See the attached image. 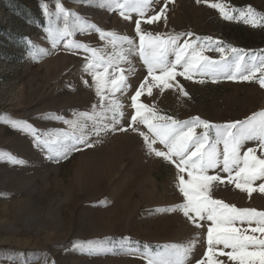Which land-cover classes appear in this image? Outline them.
Here are the masks:
<instances>
[{
  "label": "rangeland",
  "instance_id": "1",
  "mask_svg": "<svg viewBox=\"0 0 264 264\" xmlns=\"http://www.w3.org/2000/svg\"><path fill=\"white\" fill-rule=\"evenodd\" d=\"M44 3L50 12H56L55 0ZM61 3L88 23L139 42L135 13L132 20H124L118 11L99 7L96 0L91 4L77 0ZM162 3L163 0L154 7L159 10ZM209 3L225 4L237 19L225 20L218 10L203 2L172 0L166 20L142 22L141 27L154 35L190 32L194 34L192 40L210 36L213 41L202 44L208 46L204 55L212 60L221 59V53L214 50L215 41L223 44L224 56L229 60L234 55L230 47L246 50V60L253 54H264V20L261 26L253 27L244 23L238 12L231 11L251 6L264 13V0ZM40 5L41 0H0V153H10L21 161L12 164L0 159V264H46V258L47 264H147L140 254L146 245L155 252L165 244H183L193 237L199 238L193 258L200 259L207 250L206 228L210 222H200L202 226L196 228L180 211H156L185 203L177 187L180 173L174 165L149 154L138 132L129 129L90 136L93 147L82 145V151L55 163L47 159V150L38 148L31 135L4 122L27 121L40 133H55L71 131L62 121L75 119L74 113L91 112L94 105L100 111L95 82L83 71L89 54L82 50L73 54L62 47L53 51L45 31L49 17ZM51 19L55 21V16ZM56 23L63 24L62 20ZM73 39L111 51L95 32L78 33ZM131 59L134 71H127V64L119 65L125 69L131 87L125 95L116 93L123 105L120 125L124 127L135 113L131 96L147 75L143 61L135 56ZM169 59L174 60V55ZM177 71L182 69L178 67ZM259 78V73L251 82L221 76L214 83L211 76L194 74L191 80L177 76L173 88H153L151 96L147 92L141 96V102L160 115L180 121L195 117L217 125L242 121L264 111V87ZM85 80L89 86H85ZM176 83L182 85L187 96L176 88ZM49 115H59L61 119H48ZM137 127L147 132L143 125ZM196 131L202 134L204 129ZM210 135L214 137V130ZM154 147L163 148L158 143ZM218 147L222 151L223 145ZM248 148H257L256 155L264 156V149H259L256 141L245 142L241 155ZM209 174H218L225 180L224 184L214 182V199L264 212V193L256 191L249 196L235 183L228 184V174L219 168L209 170ZM260 183L256 181L253 187L258 188ZM89 240H107L106 247L117 254L86 255L70 247L73 241ZM125 249H138L139 253L124 254Z\"/></svg>",
  "mask_w": 264,
  "mask_h": 264
},
{
  "label": "snow or ice",
  "instance_id": "2",
  "mask_svg": "<svg viewBox=\"0 0 264 264\" xmlns=\"http://www.w3.org/2000/svg\"><path fill=\"white\" fill-rule=\"evenodd\" d=\"M77 2L91 4L92 0ZM171 2L172 0H163L162 6L157 10L154 4L161 3V0H96L99 7L118 11L124 20H132V13L138 16L134 21L135 33L139 37V42L136 43L132 38L118 35L114 31H105L95 24L88 23L80 15L66 8L61 0H55V13L50 12L49 5L41 0L43 14L49 17V26L45 31L52 50L62 47L73 54L78 50L89 54L85 56L83 71L88 72L95 82L100 111L97 112V105H94L91 112L74 113L75 119L62 121L71 131L60 130L55 133H40L27 121L6 119L4 122L9 123L13 129L31 135L38 148L47 150V159L55 163L68 159L70 153L82 151V145L93 147L90 136L99 137L101 133L127 132L131 129L143 138L149 154L174 165L180 173L177 187L185 203L156 211H180L196 228L202 226L200 222H210L206 228L207 250L200 259L193 258L198 237H193L183 244H165L155 252L146 245L145 251L140 254L147 260V264H264V212L237 208L223 200L214 199V182L224 184L225 180L218 174H209V170L219 168L228 174L227 183H235V187L240 191L248 193L249 196L256 191L264 193V156L256 155L257 148H248L241 155V149L247 141H256L258 148L264 149V111L254 113L242 121L217 125L200 117L180 121L171 116L160 115L153 107L141 102V96L145 92L151 96L153 88L161 91L173 88L177 76L188 80H191L194 74L211 76L214 83L221 76L232 81L251 82L259 73L258 82L264 87V54H253L246 60V50L230 47L229 50L234 55L229 60L224 56L223 44L215 41L214 50L221 53V59L212 60L204 55L208 46L202 44V41H213L210 36L192 40L194 34L190 32L166 36L145 32L141 23L153 24L161 19L166 20L167 6ZM196 2H203L218 10L225 20L237 19L223 3H209V0ZM231 11L238 12L239 18L253 27L261 26L260 21L264 20V13L256 12L251 6L246 10L233 8ZM53 16L55 21L51 19ZM61 20L63 24L59 26L56 22ZM92 32L98 33L100 40L104 41L111 51L92 48L73 39L78 33ZM173 55L175 59L170 60L169 57ZM133 56L143 61L147 75L131 96V106L135 113L130 116L128 127H124L120 125V120L124 117L123 105L116 93L125 95L131 86L125 69L119 65L127 64V71H134L131 59ZM178 67L182 71H177ZM83 83L89 86L87 80ZM175 86L183 95H188L182 85L176 83ZM47 118L61 119L59 115H49ZM137 125H143L147 132L140 131ZM197 128H203V133L197 134ZM213 130L214 137L210 135ZM157 143L163 148L154 147ZM221 144L222 151L218 147ZM0 159H7L12 164L21 163L10 153H0ZM256 181L261 182L258 188L253 187ZM243 225L247 226L241 227ZM106 244L107 240L73 241L70 247L73 251L86 255L109 252L117 254L113 249L106 247ZM121 248H124L123 242ZM228 249L230 251H226ZM138 253V249L124 251V254L129 255Z\"/></svg>",
  "mask_w": 264,
  "mask_h": 264
}]
</instances>
